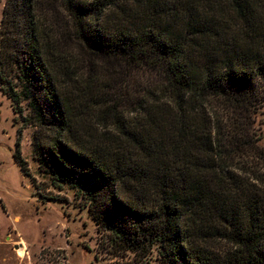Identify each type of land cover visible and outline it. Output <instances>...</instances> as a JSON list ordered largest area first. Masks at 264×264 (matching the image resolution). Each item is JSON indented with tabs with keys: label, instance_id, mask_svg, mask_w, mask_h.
Wrapping results in <instances>:
<instances>
[{
	"label": "trees",
	"instance_id": "trees-1",
	"mask_svg": "<svg viewBox=\"0 0 264 264\" xmlns=\"http://www.w3.org/2000/svg\"><path fill=\"white\" fill-rule=\"evenodd\" d=\"M0 87L114 255L264 264V0H5Z\"/></svg>",
	"mask_w": 264,
	"mask_h": 264
},
{
	"label": "rangeland",
	"instance_id": "rangeland-1",
	"mask_svg": "<svg viewBox=\"0 0 264 264\" xmlns=\"http://www.w3.org/2000/svg\"><path fill=\"white\" fill-rule=\"evenodd\" d=\"M4 6L0 0V19ZM26 104L16 113L0 87V264H158L157 249L141 259L107 250L77 189L59 185L41 170L34 156L36 127L24 125ZM256 118L255 131L264 146V107ZM17 153L27 160L29 176Z\"/></svg>",
	"mask_w": 264,
	"mask_h": 264
},
{
	"label": "bare ground",
	"instance_id": "bare-ground-1",
	"mask_svg": "<svg viewBox=\"0 0 264 264\" xmlns=\"http://www.w3.org/2000/svg\"><path fill=\"white\" fill-rule=\"evenodd\" d=\"M24 250H25V248H24V247H21V248L19 249V253H20V254H23V253H24Z\"/></svg>",
	"mask_w": 264,
	"mask_h": 264
}]
</instances>
